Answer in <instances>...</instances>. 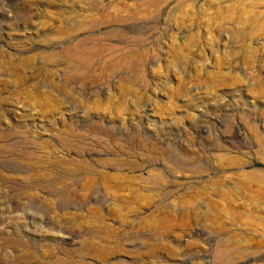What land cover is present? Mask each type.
Masks as SVG:
<instances>
[{"label": "rangeland", "instance_id": "rangeland-1", "mask_svg": "<svg viewBox=\"0 0 264 264\" xmlns=\"http://www.w3.org/2000/svg\"><path fill=\"white\" fill-rule=\"evenodd\" d=\"M139 204L157 261L264 264V0H0V264H155Z\"/></svg>", "mask_w": 264, "mask_h": 264}, {"label": "bare ground", "instance_id": "bare-ground-1", "mask_svg": "<svg viewBox=\"0 0 264 264\" xmlns=\"http://www.w3.org/2000/svg\"><path fill=\"white\" fill-rule=\"evenodd\" d=\"M78 46L79 45L67 46L64 49L63 53H65L69 57L70 60L73 59V60L78 61V63L75 66V68L77 69V68L81 67V68H79V70L81 69L80 72L83 73V74H86L89 71L87 69V65L89 64V61H91V57H92L91 55L95 54L97 51H96V48H95V50H91V51H88V52H87V49H85V51H80V52L78 51L77 52ZM104 49H102V51H104ZM107 50H108L109 55H108V53L107 54L105 53L107 56H105V59L103 60V65H102V66H105V67H109L110 66V48H108ZM97 54H98V56H100L99 55L100 53L97 52ZM87 117H89V116H87ZM88 122H90V121L88 120ZM90 123H92V122H90ZM94 123H95V121H94ZM83 128H85V126ZM64 133H66V132H64ZM69 135H71V134H69ZM81 138H83V137H81ZM78 139H80V138H78ZM75 148H76V154L79 157V160L77 159L78 162L76 163V167L75 168L77 170H79L80 173L83 175L81 177H84L83 178L84 179L83 188L88 190L89 193H94L99 188L97 180H99L101 178L103 181H102V183L101 182L100 183L105 185V181L104 180L107 181V179H110V174L101 173L100 170L97 169L98 167H103L104 168L107 165V162L97 159V160H95L94 164H91L90 162H88L87 160H85L83 158V151H82L83 148L78 147V146L75 147ZM142 150H143V148H142ZM123 178L125 179V181L117 182L116 183L117 186L120 187V188L130 187L131 182L133 181V178L132 177H126V176L123 177ZM161 180H162V178H160L158 176H155V175H152L149 178V182L154 184V186L162 185L163 182ZM81 185H83V184H81ZM105 188H107V186H105ZM86 196H87V194H86ZM131 197L134 200H137L139 198V195H138V198L135 195H132ZM162 197L169 198V193H167V192L166 193H162ZM80 199H83V198H80ZM102 201H104V199L101 200V202ZM195 209L196 208L193 209L194 213H196V215L198 216V212ZM124 213H125L124 214L125 217L123 219V228L122 229L124 231V234L126 235V238L129 241L136 240V239H146V240L151 241L152 242L151 246H150L151 250L145 256H148V258H150V259L152 258L150 260V262H155V264H167V263H163V262H161L159 260L158 261L156 260V258H158L157 253L165 247L162 242L157 241L158 238L156 236L157 235L156 234V230L159 227V223L161 221L159 222L156 219L157 218L156 215H154V214L148 215L150 220H147L146 216H145V209L140 204L138 206L136 205L135 207H132V208H126ZM93 218H95V221H97V222L101 221V220H99L100 219V214H99V212L97 210H93ZM87 221L90 222L89 220H86V223H87ZM84 229L86 231V235L88 236V238L94 237V235L96 233L95 230L88 229L87 227H85ZM145 232H147L149 234L146 235ZM89 244H90V246H94V243L92 241H90ZM80 254H82V252H80ZM213 256H214V260H213L214 264H229L228 260L226 258V255L224 254L223 251L217 250V251H215ZM156 262H158V263H156ZM183 264H191V263H190L189 260L184 259L183 260Z\"/></svg>", "mask_w": 264, "mask_h": 264}]
</instances>
